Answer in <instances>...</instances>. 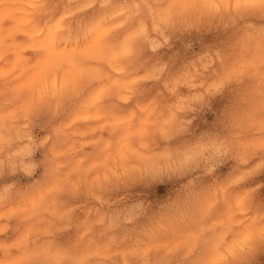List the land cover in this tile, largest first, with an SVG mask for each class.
I'll list each match as a JSON object with an SVG mask.
<instances>
[{"label":"rangeland","instance_id":"374dc122","mask_svg":"<svg viewBox=\"0 0 264 264\" xmlns=\"http://www.w3.org/2000/svg\"><path fill=\"white\" fill-rule=\"evenodd\" d=\"M0 264H264V0H0Z\"/></svg>","mask_w":264,"mask_h":264}]
</instances>
